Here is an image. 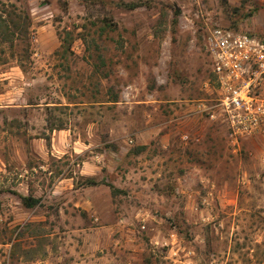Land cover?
I'll return each instance as SVG.
<instances>
[{
    "label": "rangeland",
    "instance_id": "rangeland-1",
    "mask_svg": "<svg viewBox=\"0 0 264 264\" xmlns=\"http://www.w3.org/2000/svg\"><path fill=\"white\" fill-rule=\"evenodd\" d=\"M263 2L0 0L28 25L24 39L0 38V264L64 255L82 227L109 232L111 264H264V137L232 144L224 126L184 116L210 96L205 32L264 38ZM80 188L88 210L71 209ZM21 192L39 205L26 209ZM115 226L131 233L134 260L115 256Z\"/></svg>",
    "mask_w": 264,
    "mask_h": 264
},
{
    "label": "built area",
    "instance_id": "built-area-1",
    "mask_svg": "<svg viewBox=\"0 0 264 264\" xmlns=\"http://www.w3.org/2000/svg\"><path fill=\"white\" fill-rule=\"evenodd\" d=\"M201 46L210 72V96L186 105L184 116L224 126L232 144L264 137V38L215 26L205 32ZM189 137L183 135L185 141Z\"/></svg>",
    "mask_w": 264,
    "mask_h": 264
},
{
    "label": "crops",
    "instance_id": "crops-1",
    "mask_svg": "<svg viewBox=\"0 0 264 264\" xmlns=\"http://www.w3.org/2000/svg\"><path fill=\"white\" fill-rule=\"evenodd\" d=\"M260 1H264V0H260ZM257 13L261 16V18L264 17V2L258 8ZM262 27L264 28V26ZM89 175H90L89 172L86 171L80 172V176L90 177ZM86 188H80V192H76L75 196H72L71 194V209H73V207H79L82 210L83 209L88 210L91 207V205L95 203L93 201V197H91L88 194L87 192L88 190ZM74 189L75 188L71 183V193L73 191H77ZM21 193L22 194L20 195L28 196V194L24 192ZM3 197H6V195H4ZM0 201H2L4 205L8 204L7 198H2L0 199ZM107 204L111 206L112 201L110 200L107 201ZM10 212H13V208L12 210H10ZM26 215H27L26 212H21V214L19 213L17 215L14 214V216L12 214L9 215L8 218L4 217V219L5 222L7 221V224H11L16 221L27 220ZM76 216H77L76 214L71 213V219L75 218ZM114 229L115 232H117L119 235H121V238H123L122 244L120 246H115L117 244L115 245L113 244L116 248L115 256L121 254L123 256H126L127 259L130 258L134 260L137 255L134 254L133 252L132 253L129 252V250L134 251V247H133L134 244L131 240L132 237L130 235L131 233L125 232L129 230L128 229L125 230L122 226H119L117 228L115 226ZM85 230L86 229H84L83 227L77 230L75 229L74 231H76L75 235L77 237H75L74 239H71L72 237L71 229L67 231L68 239L67 241L63 240V242H67V251L64 250L65 252L64 255L58 253L57 251H53V249H51V251H49V255L46 256L45 259H35V260L33 259L31 261H26V262L20 261V264H111L114 256H113V252L108 253L107 251L108 243H109L107 235H110L109 232L101 228H98L93 232H85ZM100 232L102 233V235ZM103 232H105L106 234H104ZM89 240H92L91 243H89L90 245H92V247L90 248L86 244V242ZM78 243H80L81 245L79 246ZM9 245L10 243L7 240L5 239H3V241L0 240V247H3V250H0V256H2L3 251H5L4 249H6V247H9ZM121 246L122 249L120 250ZM104 249L106 250V253L102 252ZM128 263H131V260Z\"/></svg>",
    "mask_w": 264,
    "mask_h": 264
},
{
    "label": "trees",
    "instance_id": "trees-1",
    "mask_svg": "<svg viewBox=\"0 0 264 264\" xmlns=\"http://www.w3.org/2000/svg\"><path fill=\"white\" fill-rule=\"evenodd\" d=\"M110 3H114L113 1H109ZM117 5H124V6H128V7H134L135 4L133 3H119ZM7 6H5L2 10V12L0 13V38L2 41H13L14 39V36L15 35H20L19 39H24L26 38V35H27V31H28V25L27 23H20V22H16L15 20V14L13 11L15 10H12V12H8V10L6 9ZM10 7L14 8L15 6L13 4L10 5ZM2 13H5L6 17H8L9 19L7 20L6 17L2 14ZM13 15V17H12ZM19 17V16H18ZM92 25H95L94 22L91 23ZM105 24H108V22ZM101 31L97 32L98 35H101V32L104 30V27L100 28ZM78 37H80L84 44H85V51H90V45L93 44L95 45V39L93 36H91V38L88 36L89 35V32L88 33H85L84 31L83 32H79L78 33ZM73 38H70V41H67V39H63L62 42H61V51H62V54L68 58V55L70 54L71 55V52H70V47H71V42H72ZM67 41V42H66ZM98 58L100 60H102V57L99 56L98 54ZM22 67V65H21ZM86 184H95V181L92 180L91 178H88L87 181L85 182ZM112 188V186H110ZM19 199H20V202L21 204L26 207V208H33L37 205H39L40 203V198H36V197H33V196H23V195H19Z\"/></svg>",
    "mask_w": 264,
    "mask_h": 264
}]
</instances>
